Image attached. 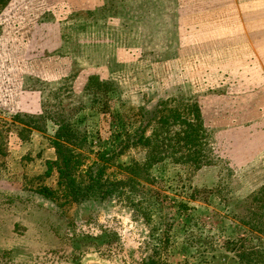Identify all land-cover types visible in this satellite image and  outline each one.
Masks as SVG:
<instances>
[{
	"label": "rangeland",
	"instance_id": "obj_1",
	"mask_svg": "<svg viewBox=\"0 0 264 264\" xmlns=\"http://www.w3.org/2000/svg\"><path fill=\"white\" fill-rule=\"evenodd\" d=\"M137 1L0 0V264H264V0L185 39L209 8Z\"/></svg>",
	"mask_w": 264,
	"mask_h": 264
},
{
	"label": "trees",
	"instance_id": "obj_2",
	"mask_svg": "<svg viewBox=\"0 0 264 264\" xmlns=\"http://www.w3.org/2000/svg\"><path fill=\"white\" fill-rule=\"evenodd\" d=\"M56 136L57 140H54L52 144L56 150L58 159L53 163H49V165L52 164L58 173L59 189L63 190V194H65L68 199H74L76 201H81L87 198H96L97 195H99V197L101 196V199H103L107 193L101 189L103 185L101 182V174L102 171L106 169L104 165L109 162V159H107L105 155L100 156L101 163H94L83 171L82 174L85 177L84 185L83 182L76 183L73 176L80 163V157L79 155H75L68 151L60 143V141L68 143L72 136V132L67 125H61ZM82 185L83 188H81ZM116 187H119V183L116 184ZM48 190L49 189L47 188H43L42 191L46 193Z\"/></svg>",
	"mask_w": 264,
	"mask_h": 264
},
{
	"label": "crops",
	"instance_id": "obj_3",
	"mask_svg": "<svg viewBox=\"0 0 264 264\" xmlns=\"http://www.w3.org/2000/svg\"><path fill=\"white\" fill-rule=\"evenodd\" d=\"M246 1V0H147L145 3L146 7H150V9H167V11H162L164 14H172L167 13L168 10L171 7H179V8H190L192 9L189 14L196 13V8H203L207 7L210 9V15L212 19L204 24L209 25L208 28L201 27V21L198 20H189L186 22L177 21V28L175 29V32L177 34H183L180 36H177L180 39L185 38H198L199 32L201 30L207 31L208 33H217L216 28L223 27L221 25H227V23H232L233 19L232 16L234 15V9L239 7V2ZM134 5L139 4V1L136 0V2L133 3ZM180 13V11H178ZM225 17H229L230 19H226ZM163 23V21H161ZM166 26V23H164ZM172 27L173 23H169ZM219 25V26H218ZM185 26H187L188 31H181V29H185ZM178 29L180 30L179 32ZM207 29V30H206ZM188 34V35H184ZM169 37V36H168ZM176 37V36H175ZM227 37L226 35L224 36ZM209 38H217L216 35H211Z\"/></svg>",
	"mask_w": 264,
	"mask_h": 264
}]
</instances>
